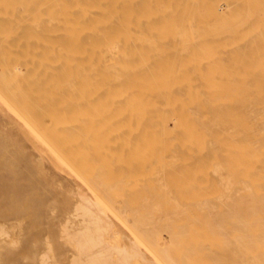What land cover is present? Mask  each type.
I'll return each instance as SVG.
<instances>
[{"label": "bare ground", "instance_id": "1", "mask_svg": "<svg viewBox=\"0 0 264 264\" xmlns=\"http://www.w3.org/2000/svg\"><path fill=\"white\" fill-rule=\"evenodd\" d=\"M0 114L79 184L70 264H264V0H0Z\"/></svg>", "mask_w": 264, "mask_h": 264}, {"label": "rangeland", "instance_id": "2", "mask_svg": "<svg viewBox=\"0 0 264 264\" xmlns=\"http://www.w3.org/2000/svg\"><path fill=\"white\" fill-rule=\"evenodd\" d=\"M8 120L0 114V227L5 225L10 233L0 235V264H39L49 245L58 249L63 264H70L76 252L66 239L61 240V234L68 222H74L71 196L80 190L79 184L66 173L56 172L47 156L41 160L42 168L37 167L41 153Z\"/></svg>", "mask_w": 264, "mask_h": 264}]
</instances>
